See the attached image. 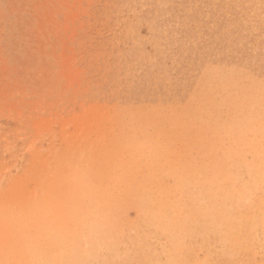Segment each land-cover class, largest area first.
<instances>
[{
    "label": "rangeland",
    "instance_id": "374dc122",
    "mask_svg": "<svg viewBox=\"0 0 264 264\" xmlns=\"http://www.w3.org/2000/svg\"><path fill=\"white\" fill-rule=\"evenodd\" d=\"M0 264H264V0H0Z\"/></svg>",
    "mask_w": 264,
    "mask_h": 264
}]
</instances>
